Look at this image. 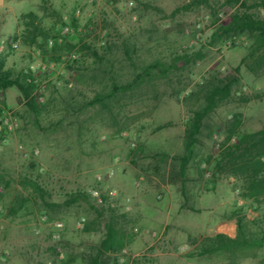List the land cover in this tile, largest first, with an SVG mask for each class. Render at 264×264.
I'll return each instance as SVG.
<instances>
[{
  "label": "rangeland",
  "instance_id": "1",
  "mask_svg": "<svg viewBox=\"0 0 264 264\" xmlns=\"http://www.w3.org/2000/svg\"><path fill=\"white\" fill-rule=\"evenodd\" d=\"M190 1L0 0L5 66L14 74L30 68L41 92L37 114L18 101L15 86L0 92V264H92L111 218L128 241L122 252L103 255L100 264H130L131 256L142 264H264V246L242 256L197 253L205 236H235L237 210L254 236L264 227V198L243 199L241 181L214 169L235 114L242 131L264 127V70L240 67L229 99L205 118L182 182L178 156L185 122L200 104V86L216 72L231 78L246 53L242 37L207 44L210 7L218 5L219 18L226 20L237 5L207 0L183 9ZM29 11L49 33L65 25L68 32L31 44L25 29ZM55 42L60 48H53ZM82 44L94 47L101 59ZM198 51L201 57L177 60L164 77L153 68L104 105L88 104L112 81L128 82L151 62L167 65L179 54ZM22 178L36 181L43 197L22 186ZM93 189L105 197L102 202L91 195ZM77 192L87 198L66 204ZM16 198L25 201L11 213ZM163 198L181 212L179 220L137 219L144 200L153 205ZM56 220L64 228L55 239Z\"/></svg>",
  "mask_w": 264,
  "mask_h": 264
},
{
  "label": "trees",
  "instance_id": "2",
  "mask_svg": "<svg viewBox=\"0 0 264 264\" xmlns=\"http://www.w3.org/2000/svg\"><path fill=\"white\" fill-rule=\"evenodd\" d=\"M201 2L208 4L207 0H191L183 6V9H189ZM223 3L235 4L237 7L228 15L226 20L219 18L218 5L210 7L213 19L211 20L212 28L207 44L215 46L229 38L242 37L246 42V53L240 58L239 64L233 68L234 75L231 78L224 79L216 72V74H211L200 86L198 92L200 104L192 111L185 122L183 151L178 156V173L182 176V182H184L187 165L195 155V146L199 141V134L205 118L217 106L229 99L233 86L239 81L240 67L244 66L253 73L264 70V0H224ZM26 16L28 17L27 24L30 25V28L25 29L29 34V42L31 44L40 46L42 40L44 41L48 37L60 36V28L55 33H49L42 28L39 21H37L35 12L29 11ZM70 25L72 28L77 27L75 18L70 20ZM69 47H73V44H69ZM53 48H60V42H55ZM82 48L101 59V54H98L97 50L91 45L82 44ZM199 57H201V53L198 51L194 54H179L167 65L159 61L151 62L140 72L135 73L128 82L117 83L112 81L107 92L97 93L88 101V104L100 103L104 105L106 100L112 99L117 93L130 90L140 84L145 77L151 75L153 68H157V76L164 77L169 70L176 67L175 63L177 60L182 59L188 62ZM58 59H60L59 56L56 60ZM11 86H15L18 89L19 95L17 99L19 102H23L35 114L40 112V104L37 99L41 92L34 72L29 68L14 74L6 68L5 56L0 53V92ZM239 125V114H235L226 128V135L219 146L217 155L214 157V169L217 173L237 177L241 181V197L251 202H259L261 198H264V127L254 131H242L239 129ZM20 184L22 186H30L34 192L43 197L44 190L36 181L22 178ZM86 198L87 195L84 192H77L65 202L69 204ZM103 199H105L104 196ZM23 201H25L24 198H16L14 204L9 208L10 212L16 213ZM238 211L234 213L236 217L235 236H229L223 232L205 236L200 241L197 250L198 254L225 253L233 256H242L253 248L264 246V227L261 228V234L258 237L254 236L245 215L238 213ZM104 226V235L96 247V252L91 256L92 264H100L103 255L107 253L122 252L128 241L125 239L124 232L115 224L112 218L107 220ZM85 228H89V226H85ZM130 264L142 263L138 257H135L130 261Z\"/></svg>",
  "mask_w": 264,
  "mask_h": 264
},
{
  "label": "crops",
  "instance_id": "3",
  "mask_svg": "<svg viewBox=\"0 0 264 264\" xmlns=\"http://www.w3.org/2000/svg\"><path fill=\"white\" fill-rule=\"evenodd\" d=\"M183 184L180 183L179 188L183 189ZM143 209L140 210V212H137L136 217L137 219L141 220L142 222L149 223L154 220V216L161 215V217L165 218L166 222L172 223V220H179L181 217V212L178 211V209L172 210L171 209V203L170 200L167 198H163L162 200H159L158 202L154 203L153 205L148 204L145 200L142 202ZM147 209V211H145ZM153 209L155 212H153ZM157 211V212H156ZM182 225V222L178 221V224H176V227L179 228V226ZM229 236H232L230 233H226Z\"/></svg>",
  "mask_w": 264,
  "mask_h": 264
},
{
  "label": "built area",
  "instance_id": "4",
  "mask_svg": "<svg viewBox=\"0 0 264 264\" xmlns=\"http://www.w3.org/2000/svg\"><path fill=\"white\" fill-rule=\"evenodd\" d=\"M69 30V26L65 25L62 29H61V33H66ZM13 46H16V44L14 43ZM39 99H41V95L38 96ZM0 112L4 113L3 110H0ZM91 195L93 197H95L97 199L98 202H102L103 197L101 196L100 192L97 189H93L90 191ZM53 226H54V232H53V238H58L59 237V232H61L64 228V224L61 220H56L53 222ZM135 258L134 256H131V260Z\"/></svg>",
  "mask_w": 264,
  "mask_h": 264
}]
</instances>
